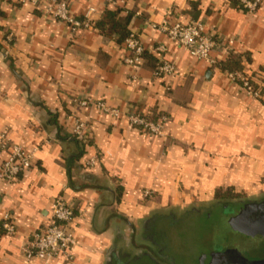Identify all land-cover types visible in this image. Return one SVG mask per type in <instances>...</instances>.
Segmentation results:
<instances>
[{
	"label": "crops",
	"instance_id": "1",
	"mask_svg": "<svg viewBox=\"0 0 264 264\" xmlns=\"http://www.w3.org/2000/svg\"><path fill=\"white\" fill-rule=\"evenodd\" d=\"M70 1L77 18L93 9L96 22L121 9L150 57L127 65L125 42L95 27L72 34L42 9L0 0V132L38 148L33 168L19 180L0 178V264H122L134 257L133 240L144 224L153 221L145 234L159 240L154 223L168 209L207 206L220 189L264 200V0L255 13L236 0H118L119 7ZM165 19L215 33L219 65L210 67L153 27ZM10 32L13 46L6 43ZM158 47L176 64L175 77H153L158 55L151 50ZM232 54L239 72L262 83L261 99L221 69ZM74 98L103 101L122 114L81 108ZM135 112L153 120L167 115L166 135L132 127L128 114ZM77 117L90 124L91 137L74 160L78 145L61 138L71 135ZM145 191L153 197L145 199ZM59 196L76 210L75 259L28 262L24 249L49 222ZM6 214L16 224L13 236L1 228Z\"/></svg>",
	"mask_w": 264,
	"mask_h": 264
},
{
	"label": "built area",
	"instance_id": "2",
	"mask_svg": "<svg viewBox=\"0 0 264 264\" xmlns=\"http://www.w3.org/2000/svg\"><path fill=\"white\" fill-rule=\"evenodd\" d=\"M5 1H17L20 5H31L42 9L48 16L66 25L72 34H76L80 30H91L97 23L93 9H90L83 18H77L72 12L70 0ZM103 1L110 7H119L118 0ZM236 2L241 10L248 13L257 12L262 4V0H236ZM137 16H140V14H137ZM153 27L178 44L184 52L205 62L210 67L219 65L220 61L215 54L221 52V42L215 33L206 30L201 23L183 24L165 19L161 23L153 25ZM14 42V34L8 33L6 43L13 46ZM125 47L130 52V56L124 60L125 64L137 66L144 63V55L149 50L145 48L137 32H130L129 37L125 40ZM151 52L158 55L157 67L153 71L154 78L166 80L177 75L176 64L165 57L166 48H154ZM228 75L246 94L258 99L262 98V83L256 82L251 75L239 71ZM73 101L81 108L93 107L114 118H119L122 114L120 110L111 108L105 102L92 98H74ZM128 119L132 127L138 128L149 135L160 138L166 135L169 117L165 114L160 115L157 120H153L147 114L135 112L128 114ZM90 132V124L77 117L71 137L80 142H87L91 137ZM37 153L38 148L27 149L13 142L7 133L0 132V178L10 183L19 180L33 168ZM97 161V156L92 157L86 162V167L93 168ZM143 195L145 199L153 197V193L150 191H145ZM75 220L76 210L74 204L65 196L57 197L52 204L49 222L33 232L30 244L24 249L26 261H47L58 258H64L70 262L74 261L78 243L74 228ZM1 228L5 234L15 235L16 224L9 214L4 216Z\"/></svg>",
	"mask_w": 264,
	"mask_h": 264
},
{
	"label": "rangeland",
	"instance_id": "3",
	"mask_svg": "<svg viewBox=\"0 0 264 264\" xmlns=\"http://www.w3.org/2000/svg\"><path fill=\"white\" fill-rule=\"evenodd\" d=\"M233 193L238 194L235 192ZM238 196L239 198L235 199H216L215 202L207 206L199 205L185 209L177 208L166 210V212L161 214L162 216L158 217V219L154 223L159 232V240L153 239V234H145V232L149 230V226L152 224L153 221L151 223L144 224V226H142L140 230V235L137 239V242H141L142 246L139 248L135 246L136 243L135 245L133 243L134 246L132 248V252L134 257L126 260L127 262L124 263H132L134 261H137L138 259L143 260L145 262H151L152 264H172L170 262V259L164 256L160 248V245L163 242L168 253L176 260L177 264H201V254L213 245V241L209 240L210 236H212V232L210 230V227L204 226V223L199 221L197 217H188L185 215V213H190L195 210L200 211V209L202 208L213 206L215 204H221L224 208H226L233 204H246V202L248 201H263V196L249 197L245 194H238ZM206 210L207 209H204V211ZM228 212L232 213L230 211ZM173 213L180 220V223L173 224V221L167 219V217H169ZM147 228L148 230H146ZM218 234L219 232L216 231L212 236V239H215V236ZM226 242H228L227 244L230 246H236L242 249L244 248L245 250L247 248V244H245L242 240H239L238 237L231 235L230 232H228ZM128 243L130 246V242ZM248 251L252 253L246 251L244 253L245 256L249 259L264 257V252L259 253V251L253 249ZM140 254H142V258H138ZM122 258H124V256Z\"/></svg>",
	"mask_w": 264,
	"mask_h": 264
},
{
	"label": "water",
	"instance_id": "4",
	"mask_svg": "<svg viewBox=\"0 0 264 264\" xmlns=\"http://www.w3.org/2000/svg\"><path fill=\"white\" fill-rule=\"evenodd\" d=\"M240 205L241 209L238 210ZM233 206L234 213H229L230 207L224 208L221 204H215L206 208L185 213L188 217H197L204 226H209L212 236L219 232L213 241L212 247L205 250L200 256L201 264H264V259L255 260L247 258L238 248H232L226 242L229 228L233 231L245 233L246 235H264V200L254 203H240ZM204 209H207L204 211ZM193 213V214H192ZM194 215V216H193ZM167 219L173 224L180 223V220L173 213ZM242 227V228H241ZM164 256L170 259L172 264H177L176 260L168 253L164 243L160 245ZM125 264V263H124ZM126 264H152L143 260H137Z\"/></svg>",
	"mask_w": 264,
	"mask_h": 264
},
{
	"label": "trees",
	"instance_id": "5",
	"mask_svg": "<svg viewBox=\"0 0 264 264\" xmlns=\"http://www.w3.org/2000/svg\"><path fill=\"white\" fill-rule=\"evenodd\" d=\"M122 10L117 8L115 10H107L102 17V19L96 23L95 28L104 36H110L113 38H117L119 42H125V40L129 37L130 35V30L128 29V25L130 24V21L132 19L131 16H122ZM150 54L146 53L144 55V61L149 59ZM234 64V65H233ZM233 65V67L231 66ZM157 64H155L154 70L156 69ZM221 69L227 73H234L237 72L241 69V66L239 62L236 61V56L233 54L231 55V58L229 62L222 64ZM174 89L171 88L167 90L168 95L173 94ZM62 140L66 141H71L74 142L75 144L78 145L79 147V154L74 157V160H77L81 158L82 154L84 153V148L87 145V142H80L75 139H73L70 136H67L66 138H61ZM217 200H223V199H235L239 198L238 194H234L232 190L230 189H220L216 193ZM254 203L258 201H248L246 203ZM261 202V201H259ZM230 209L232 208V205L229 206ZM133 243L136 247H141L142 243L137 242V238L133 240Z\"/></svg>",
	"mask_w": 264,
	"mask_h": 264
},
{
	"label": "flooded vegetation",
	"instance_id": "6",
	"mask_svg": "<svg viewBox=\"0 0 264 264\" xmlns=\"http://www.w3.org/2000/svg\"><path fill=\"white\" fill-rule=\"evenodd\" d=\"M233 205L235 206L236 204H233ZM240 209H241V207L239 205L238 210H240ZM230 212H232V213L235 212V209H233V206L230 209ZM229 232L231 235L238 237L239 240H242L245 244H247L246 250L244 248L242 249V248H238L236 246H231L232 248H235V247L238 248V250H240L244 255H245V253H244L245 251L252 253V252L248 251L251 249L257 250V251H259V253L264 252V235L250 236V235H246L245 233H242V232L233 231L230 228H229ZM235 244H236V242H235ZM252 259H255V258H252ZM260 259H264V257H259V258H256L255 260H260Z\"/></svg>",
	"mask_w": 264,
	"mask_h": 264
}]
</instances>
